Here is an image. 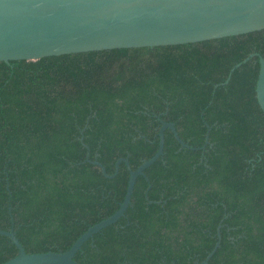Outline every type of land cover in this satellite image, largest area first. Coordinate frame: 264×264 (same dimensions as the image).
<instances>
[{
	"label": "trees",
	"instance_id": "1",
	"mask_svg": "<svg viewBox=\"0 0 264 264\" xmlns=\"http://www.w3.org/2000/svg\"><path fill=\"white\" fill-rule=\"evenodd\" d=\"M263 52L260 30L0 62V230L12 227L27 254L67 250L117 210L128 178L122 162L107 178L85 157L107 176L119 158L134 170L155 153L163 121L192 149L164 130L123 216L73 261L197 264L218 232L207 264H264V114L254 92ZM15 255L0 235V264Z\"/></svg>",
	"mask_w": 264,
	"mask_h": 264
},
{
	"label": "water",
	"instance_id": "2",
	"mask_svg": "<svg viewBox=\"0 0 264 264\" xmlns=\"http://www.w3.org/2000/svg\"><path fill=\"white\" fill-rule=\"evenodd\" d=\"M260 30H264V0H0V62L35 61L113 49L175 46ZM240 64L229 71L228 78ZM254 92L256 103L264 114V52L258 56ZM166 129L181 148L192 149L179 139L173 124L159 121L155 153L134 170L125 159L119 158L114 163L113 174L107 176L100 163L89 161L86 156L84 161L98 167L107 178L115 176L119 163L124 164L128 178L117 210L88 227L64 252L27 254L12 227L8 231L0 230V235L7 237L16 249V255L1 264H77L72 258L83 242L123 216L130 203L135 179L162 154L163 131ZM206 143L207 133L201 150ZM218 244L216 232L213 248L197 264H207Z\"/></svg>",
	"mask_w": 264,
	"mask_h": 264
}]
</instances>
